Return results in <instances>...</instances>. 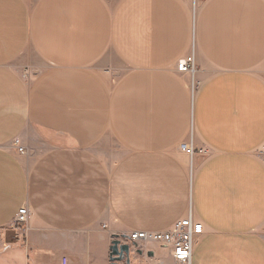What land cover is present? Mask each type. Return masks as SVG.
Here are the masks:
<instances>
[{"label": "crops", "instance_id": "0c3cea01", "mask_svg": "<svg viewBox=\"0 0 264 264\" xmlns=\"http://www.w3.org/2000/svg\"><path fill=\"white\" fill-rule=\"evenodd\" d=\"M262 146L264 0H0V264H113L189 214L192 264H264Z\"/></svg>", "mask_w": 264, "mask_h": 264}, {"label": "built area", "instance_id": "2783aa9c", "mask_svg": "<svg viewBox=\"0 0 264 264\" xmlns=\"http://www.w3.org/2000/svg\"><path fill=\"white\" fill-rule=\"evenodd\" d=\"M177 70L181 73L194 74L196 65L193 56L181 60L177 64ZM12 147L19 154H26L27 149L23 146L20 139H15ZM182 151L189 156L206 155L207 151L194 149L192 147L182 146ZM264 164V146L258 152ZM29 219L28 208L23 207L19 210L15 225L25 224ZM205 228L203 224L195 222L191 214L187 217L177 220L172 227L163 232L133 231L126 238H120L123 243H128L131 248V255H138L142 250L146 255L153 252L154 256L159 251L167 252L175 264H192L193 252L196 242L204 235ZM115 238H113L114 240ZM62 264H68V259L64 258Z\"/></svg>", "mask_w": 264, "mask_h": 264}, {"label": "water", "instance_id": "95a60500", "mask_svg": "<svg viewBox=\"0 0 264 264\" xmlns=\"http://www.w3.org/2000/svg\"><path fill=\"white\" fill-rule=\"evenodd\" d=\"M138 255H145L142 250L137 252ZM147 257L152 258L153 252H148ZM110 260L113 264H130L131 263V248L128 243H123L120 237H115L110 248Z\"/></svg>", "mask_w": 264, "mask_h": 264}, {"label": "rangeland", "instance_id": "374dc122", "mask_svg": "<svg viewBox=\"0 0 264 264\" xmlns=\"http://www.w3.org/2000/svg\"><path fill=\"white\" fill-rule=\"evenodd\" d=\"M33 1H36V0H33ZM26 60L27 59H25V57H22L21 59L15 61L13 63V66L15 67V69H17L18 71H20L26 78H30L29 77L28 63L25 62ZM37 142H38V140H36L35 142H33V146L34 147H39V145L38 146H35L37 144ZM200 149L203 150V151L204 150L207 151L206 148H200ZM110 159L112 160L113 158H107V161L108 160L110 161ZM121 159L124 161L125 159H128V158L122 156ZM107 164L110 165L109 163H107Z\"/></svg>", "mask_w": 264, "mask_h": 264}]
</instances>
